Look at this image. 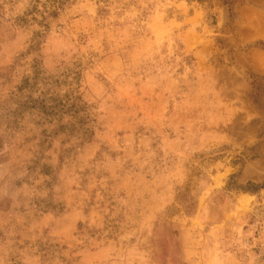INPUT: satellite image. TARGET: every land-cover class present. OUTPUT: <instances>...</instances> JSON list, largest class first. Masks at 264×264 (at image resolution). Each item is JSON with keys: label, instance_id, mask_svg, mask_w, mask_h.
Returning a JSON list of instances; mask_svg holds the SVG:
<instances>
[{"label": "rangeland", "instance_id": "374dc122", "mask_svg": "<svg viewBox=\"0 0 264 264\" xmlns=\"http://www.w3.org/2000/svg\"><path fill=\"white\" fill-rule=\"evenodd\" d=\"M0 264H264V0H0Z\"/></svg>", "mask_w": 264, "mask_h": 264}, {"label": "bare ground", "instance_id": "6f19581e", "mask_svg": "<svg viewBox=\"0 0 264 264\" xmlns=\"http://www.w3.org/2000/svg\"><path fill=\"white\" fill-rule=\"evenodd\" d=\"M223 14V13H222Z\"/></svg>", "mask_w": 264, "mask_h": 264}]
</instances>
